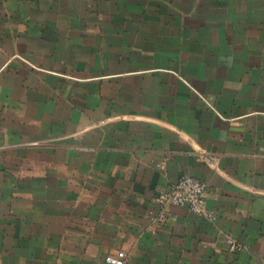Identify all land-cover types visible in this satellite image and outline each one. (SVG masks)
I'll list each match as a JSON object with an SVG mask.
<instances>
[{
    "label": "crops",
    "instance_id": "1",
    "mask_svg": "<svg viewBox=\"0 0 264 264\" xmlns=\"http://www.w3.org/2000/svg\"><path fill=\"white\" fill-rule=\"evenodd\" d=\"M181 176L213 221L155 219ZM118 251L264 264V0H0V264Z\"/></svg>",
    "mask_w": 264,
    "mask_h": 264
},
{
    "label": "built area",
    "instance_id": "2",
    "mask_svg": "<svg viewBox=\"0 0 264 264\" xmlns=\"http://www.w3.org/2000/svg\"><path fill=\"white\" fill-rule=\"evenodd\" d=\"M197 160L204 163L209 169L215 170L219 157L210 153L201 152L197 155ZM207 197V185L205 182L192 177L181 176L172 182L168 187L159 189L153 197L155 205V219L163 223L170 217V207H182L189 212L213 221L214 215L205 207ZM227 247L231 252L240 250L242 245L233 239H227ZM126 255L123 251H118L113 255L105 257V264H125Z\"/></svg>",
    "mask_w": 264,
    "mask_h": 264
}]
</instances>
